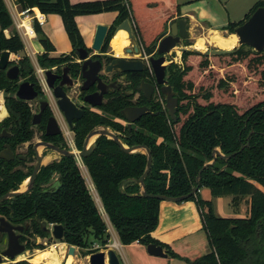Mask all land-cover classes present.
Masks as SVG:
<instances>
[{
  "label": "trees",
  "instance_id": "1",
  "mask_svg": "<svg viewBox=\"0 0 264 264\" xmlns=\"http://www.w3.org/2000/svg\"><path fill=\"white\" fill-rule=\"evenodd\" d=\"M16 4L22 11L37 8L42 14L58 15L63 21L73 51L58 58L49 57L55 47L39 23H34L35 33L45 50L39 56L38 64L45 70L70 60L71 56H76L78 49L87 48L76 21L79 16L118 13L103 52L108 51L115 28L130 19L140 47L151 55L158 37L167 31L170 22L179 15L178 0H105L77 4H72L70 0H16ZM259 8H264V0L256 3L245 20L231 23L220 31L234 34L236 28ZM11 27H14V20L5 1L0 0V55L5 51L21 55L25 51V44L16 28L9 37L6 36L5 32ZM148 29L153 31L150 37L147 35ZM252 53L239 51L221 56L183 53L185 68L182 71L177 68L178 71H172L170 76V83L179 93L181 101H188L187 106L179 108L176 121L166 115L148 116L136 123L130 132L127 127L114 125L107 117H103L93 124L89 122L83 125L79 131L80 147L84 136L95 125L102 124L103 127H113L127 146L142 145L149 148L153 165L145 180L146 191L148 194L172 198L191 192L204 164L213 160L216 148L224 155H232L239 152L243 145L249 144L228 161L218 158L214 165L203 172L201 179L202 187L209 189L213 198L232 196L235 209L249 197L248 214L245 218H221L215 214L212 201L203 200L199 193L192 196L188 201H195L199 208L212 251L194 261L186 260L189 264H264V90L262 98L254 105L240 110L239 105H242L245 96H258L256 84V89L245 91L233 100L220 101L218 94L221 90L227 95L228 88L235 84L230 78L221 79L215 90L201 88L197 95L196 86L188 77L193 71L195 60H192L193 64L187 65L188 59L194 56L203 59L198 67L207 69L210 67V57H231L237 65L254 55L245 70L256 72L262 67L258 86L264 89V52ZM12 64L20 66L23 79L33 84L36 82L35 68L27 55ZM18 88V82L9 81L5 72L0 71V91L11 93L6 96L9 117L4 124L11 119H21L24 128H28L33 113L27 102L15 97ZM198 99L204 103H199ZM106 111L120 115L119 109L112 111L107 107ZM12 133L17 141L30 138L28 132L14 129ZM147 160L142 152L127 154L113 140L100 137L97 149L84 159V166L122 245L139 243L146 247L151 244L162 246L167 249L169 257L179 258L153 237L159 226L161 201L141 196L140 186L135 183L144 174ZM55 169L62 176L61 188L55 193L23 202L19 212L24 214L31 206L28 204L30 202L34 204L32 210H36L38 218L64 227L61 243L86 250V255L106 249L110 239L108 227L82 170L72 158L64 159ZM38 233L42 237L47 235L39 227ZM91 237L101 243V249H92ZM17 264L29 263L21 261Z\"/></svg>",
  "mask_w": 264,
  "mask_h": 264
},
{
  "label": "flooded vegetation",
  "instance_id": "2",
  "mask_svg": "<svg viewBox=\"0 0 264 264\" xmlns=\"http://www.w3.org/2000/svg\"><path fill=\"white\" fill-rule=\"evenodd\" d=\"M110 42L111 46H113V39ZM110 42L108 45L109 47ZM141 49L140 54L142 55L130 56L125 54V57H122L121 55L113 53V49V52L109 53V48L106 52L93 55V60L101 61L104 65V69L105 66L116 58L139 59L145 63V66L144 70L139 73H106L104 69H102L98 73L95 83L88 91L82 90L87 81L83 77V63L77 55L71 56L70 60L61 65H56L51 67V69H47L52 71L55 76L60 77V79L55 81V87L59 86L65 75V70L68 69V74H66L67 78L65 76L64 80L65 84L63 86V91L72 103L84 111L82 119L74 120L73 127L69 125L64 113L60 110L53 90L47 86L46 81H44V83L42 82V79L37 73H35L36 82L34 83L35 90L38 93V98L34 101L36 102L35 106H37V112H33V102L28 104L34 117V115L41 111V102L48 103L40 121L37 124H33L32 118L29 127L24 128L21 119H11L8 123L4 124V121L9 117V115H7L0 120V200H2L0 201V255L8 249V237L10 232L12 236L18 238V242L25 247V254L28 251L34 250L37 246H40L37 243L41 239L48 240V243L53 241L52 231L54 225L47 221H43L35 215L36 210H32L34 204L28 202L31 206L28 207L27 211H24V214L19 212L20 205L25 201L37 198L36 196L40 197L43 194L55 193L61 188L62 176L56 171L55 166L60 165L66 158H72L65 156L63 152L78 155L83 151L89 133L94 129L102 127V124L95 125L84 136L80 147L79 142L81 138L79 137V131L83 125L85 126L89 122L93 124L95 120L107 117L114 125L121 124L128 128L127 121L121 115V112L126 108H147L149 111L139 121L148 116L166 115L169 117L166 108L167 100L162 93L163 86L158 84L156 75L147 59L150 57L157 59L159 56L155 49L151 55H148L142 47ZM38 59L39 57L36 58L37 61ZM173 64L172 62L169 63L165 75V81L172 88L169 66ZM47 70L44 69V73ZM21 78L22 76H20L19 80ZM19 80L16 81L19 85L27 81L22 78V82L19 83ZM44 80H46L45 74ZM70 82H72V86L69 87L68 85ZM100 85H106L107 92L103 96L101 105L93 108L91 105L85 103V98L96 95L93 102L98 103V96L101 94V91L98 89ZM173 91L177 94L175 97L178 99L177 117L181 99L179 93L175 91L174 88ZM107 107L111 108L112 111L119 109L120 115H116L115 112H107ZM52 119L55 121L54 126H50V121ZM134 125H136V123ZM106 128L114 133H118L113 130V127ZM14 129L30 133V138L25 141L14 140L15 136L12 133ZM128 131H130L129 128ZM98 139L94 138L90 143L96 146L95 150L97 149ZM9 150L12 153V157L8 155ZM8 158L12 159L8 160ZM72 159L75 160L80 168L79 160L84 164L85 158L76 157ZM37 166L40 167L39 172L33 187L29 189L30 180ZM42 178L44 179L43 182L41 181ZM17 193H21V195L12 196L3 200L5 196ZM43 223L47 225L46 230L42 227ZM37 226L47 235L42 237L38 233ZM16 260L10 261L3 257L2 264H17L22 261Z\"/></svg>",
  "mask_w": 264,
  "mask_h": 264
},
{
  "label": "water",
  "instance_id": "3",
  "mask_svg": "<svg viewBox=\"0 0 264 264\" xmlns=\"http://www.w3.org/2000/svg\"><path fill=\"white\" fill-rule=\"evenodd\" d=\"M121 30H124L128 33L129 40L131 41V48H126L124 50L125 54L130 56L142 55L140 54V49L136 41L133 24L131 23L130 19H126L115 28L112 39ZM0 32H1V28H0ZM110 32H111L110 27L99 25L95 33L92 47L86 49L82 48L76 51V55L83 63V67H82L83 77L87 81L82 89L83 91H88L90 89V87L95 83L98 73L102 69H104L103 63L99 60H93L92 57L93 55H99L103 52V48L108 40ZM234 34L237 35L239 39L238 47L245 46L254 50L257 53L264 52V8L257 9L252 14V16L246 22H244V24L236 28ZM189 38H190V34H189L188 23L184 19L179 20L178 22H174L170 26L169 30L163 32L158 37L157 42L155 43L154 48L159 58L157 59L153 57L147 58L149 64L151 65L156 75L158 84L163 86L162 93L167 100L166 108L168 110L169 117L173 121L177 120L176 113L178 107V99L175 97L177 94L173 91V88L169 86L165 81L166 69L167 66L169 65L167 63V59L176 50H180L182 53L190 52L191 50L181 47V44L187 43V40ZM238 47H235L232 50L218 49V50L206 51V52L193 50V52L205 56H221L238 51L237 50ZM11 56L12 54L8 51H5L0 55V71L5 72L6 77L9 81L15 82L19 80L21 76V68L18 64H12ZM144 66L145 63L139 59L116 58L110 64L105 66L104 71L106 73H115V72L139 73L144 70ZM44 74L46 77L45 81L47 83V86L53 90L54 96L57 100V104L60 110L64 113L65 118L67 119L69 125L73 127L74 120L82 119L84 115V111L78 108L74 103H72L71 100L67 97L66 93L63 91V86L65 84L64 80L66 74H68V69L65 70V75L63 77V80L61 81L58 87H55V81L57 79H60V77L55 76L50 70L45 71ZM68 86L69 87L72 86V82H70ZM98 89L101 91V94L98 96L99 98L98 103L93 102L94 98H96V95L88 96L87 98H85V103L91 105L93 108L101 105L103 96L107 92L106 85L104 86L100 85ZM16 98L27 103L34 102L38 98V93L35 90V85L27 81L21 83L16 92ZM47 105H48L47 102H41V107H40L41 111L40 113L34 115L33 124H37L40 121ZM148 111L149 110L147 108H126L121 112L122 117L128 123V128L130 132L132 130L133 125L137 123L143 116H145ZM54 124L55 121L52 119L50 121V126H54ZM93 137H96V139H98L99 137H107L108 139L113 140L127 154H134L137 152H142L143 154H145L148 158L146 170L144 174L138 180L135 181V183H137L140 186V195L145 198L157 199L160 201H168L173 203H180L187 201L192 196L199 193L200 189L202 188L201 179L203 172L209 166L214 165L218 158L228 161L249 146V144L243 145L239 150V152L234 153L232 155H224L219 148H216L213 152V160L211 162H206L204 164L203 168L200 170L199 174L196 177V185L191 190V192L181 197L172 198L164 195L148 194V192L146 191L145 180L150 175L153 165V156L150 149L142 145L129 147L123 142L120 134L114 133L106 127L102 126L99 129H94L93 131H91L86 138L83 151L78 155L68 152H63V154L67 157H72V158H76V157L82 159L87 158L93 153V151L96 148L94 144H90L91 139ZM250 137L251 136H249V138ZM8 155L12 157V153L10 150L8 151ZM11 159L12 158H8V160ZM39 169L40 167L37 166L30 180L29 189L33 187ZM17 195H21V193L9 194L5 196L3 200ZM46 226H47L46 223L42 224L44 230H46ZM52 237L55 241L62 242L64 239V227L62 225H54L52 231ZM76 250L77 248L75 246H70L68 250V256H75ZM25 252H26L25 247L22 246L18 242V238L12 236V233L10 232L8 237V249L0 255V264L3 263V257L10 261H15L21 255L25 254ZM147 252L151 256L162 257V258L169 257V255L164 251V248L162 246L151 244L147 246ZM89 264H122V262L117 252L113 249H110L108 251H99L97 253L90 255Z\"/></svg>",
  "mask_w": 264,
  "mask_h": 264
},
{
  "label": "crops",
  "instance_id": "4",
  "mask_svg": "<svg viewBox=\"0 0 264 264\" xmlns=\"http://www.w3.org/2000/svg\"><path fill=\"white\" fill-rule=\"evenodd\" d=\"M15 1L16 0H13L12 3L11 0H5L9 10L11 6L15 7L16 21H24V19L27 17L21 15L23 11L18 10L19 8L17 7L18 5ZM89 1L105 0H70L72 4ZM202 1L206 3V0H178L179 15L174 21L170 22L169 27L174 22L184 19L188 23L189 30L191 29L196 31L197 29H201L203 34L209 35L212 31H220L221 28L226 27L231 23H235L217 22L215 17H213L209 12L203 11L201 7L198 8L197 11L192 9V7L203 3ZM184 5L188 6L186 7L187 9L185 11V7H183ZM36 10L38 9L35 8L34 11L36 12ZM117 16L118 13L109 12L77 17L76 21L87 48H91L93 45L97 27L102 25L111 28ZM44 19L45 22L42 26V29L55 47V51L51 52L49 57L58 58L62 55L71 54L73 51L72 44L65 31L61 17L58 15H44ZM5 33L6 36L9 37V30H7ZM25 51H27L28 54H30L31 51L35 57L40 56L45 52L37 36L36 38L29 41V51ZM32 54L30 55L32 56ZM13 57L15 59L17 57L20 58V55H12L11 58ZM2 107L4 106H0V111H2ZM6 116L7 112L3 117L0 115V120ZM203 189L208 190L210 194L209 199L203 200L212 201L216 215H218V210L220 208H227L238 215L234 218H245L247 216L248 202L250 200L249 197H246L241 203L240 207L235 209L232 204V196L213 198L211 196L210 190L202 187L199 191L201 198V192ZM153 237L160 243L165 244L172 252L177 254L179 258H162L151 256L148 254L146 246L139 243H133L126 246L122 245L117 235L116 239L120 244V248L116 252L120 257L122 264H189L186 260L194 261L204 255L211 253L212 251L207 234L203 228L199 208L195 201L187 200L180 203L161 201L159 210V226L153 233ZM103 250L104 249H101V251ZM164 251L167 252V249H164ZM60 260L62 262V259Z\"/></svg>",
  "mask_w": 264,
  "mask_h": 264
},
{
  "label": "rangeland",
  "instance_id": "5",
  "mask_svg": "<svg viewBox=\"0 0 264 264\" xmlns=\"http://www.w3.org/2000/svg\"><path fill=\"white\" fill-rule=\"evenodd\" d=\"M8 1V0H7ZM13 0H11L12 2ZM185 1V0H182ZM190 1V0H189ZM259 0H206V3H200V5H196L195 7H192V9H195V11L198 10V8H202L203 11L205 12H209L213 17H215L217 22L220 23H228V22H235L238 23L241 20H245L246 15H248L252 9L254 8V6L256 5V3ZM16 2V1H15ZM13 3V2H12ZM11 3V4H12ZM19 9V11H22L20 9L19 6H17ZM184 11L187 9L186 7H188L187 5H184ZM34 12L28 14L27 16H31V14L33 15ZM16 28L15 24L14 27L9 28V32L11 33L12 30H14ZM17 29V28H16ZM170 27H168L167 30H169ZM18 30V29H17ZM219 34H221L224 37H229L230 35L233 34H229L227 32H223V31H219L216 30ZM213 32V31H212ZM9 33V36H10ZM148 36L150 37L153 33L152 29H148L147 32ZM6 34V33H5ZM189 34H190V38L187 40V43H182L181 47L182 48H187L189 50H191L190 52H193V50H197V48L194 46L197 39L198 38H205L207 40V44H206V49L204 51L201 52H206V51H213V50H218L220 48L216 47L214 44L210 43V37L208 34H203L201 29H197L196 31L193 30H189ZM38 37V36H37ZM127 37L129 40V36L127 33ZM112 41V40H111ZM137 44L139 46V49H141L140 44L138 42V40L136 39ZM130 44L128 46V48H131V41L129 40ZM27 43V49L29 51V44ZM238 47V45L236 46ZM112 46H111V42H110V47H109V53L113 52L112 51ZM142 50V49H141ZM224 50V49H223ZM232 50V49H230ZM239 51H243V52H255L254 50L242 46V47H238L237 49ZM234 52V53H236ZM115 53V52H113ZM252 53V54H253ZM30 54H32V52L30 51ZM30 54L27 53V51H24L23 54L20 55V58H22L24 55H29ZM231 54V53H230ZM32 56H34L32 54ZM122 57H125V53L123 52V54L121 55ZM39 57V56H37ZM36 57V58H37ZM254 57V55H251V57L243 62L242 64H237L235 65V63L232 61L231 57H220V58H211L209 59V66L207 69H204L202 67H198V65H200L202 62L201 60H203L202 58L199 57H190L187 61V65L189 64H193L192 60H195L194 63V67L193 71L188 75L189 78H191L190 80H192V82L195 84L196 89H195V93L198 95L199 94V90L201 88H203L206 91H212L215 90V88L217 87L219 81L221 79H226V78H230L233 79L235 84L231 85L228 88V92L226 93L227 95H224L223 91H219L218 94L220 95L219 100L220 101H227V100H233L235 96L237 95H242L243 92H251L254 89V86L256 84L257 86V94L256 95H252V97H247L245 96V98L242 101V105H239V109L241 110L242 108H246L247 106H252L254 105V103L258 100H260V98H262V94H263V90L262 88H260L258 86V79L260 76V71L262 69V67H259L258 70L256 72H251L248 71L246 72L245 67L248 64V61H250V59H252ZM12 62H14V60H16L14 57L11 58ZM36 60H34L35 63ZM32 62V61H31ZM38 62V61H37ZM168 64L171 62H174L173 65L169 66V76L170 73L176 72L178 71L177 68H179V70H183L186 66L185 62L183 61V53L180 50H176L172 53V55L170 57H168L167 59ZM201 62V63H200ZM34 63L32 62L33 66ZM37 67V65H36ZM35 68V66H34ZM36 71V68H35ZM37 73V71L35 72ZM243 73L245 74V76H243ZM187 80V77H186ZM22 82V78L19 80V83ZM11 93H7L6 90L0 91V106H4L2 107V111H0V115L3 117L6 112L7 115H9L8 109H7V105H6V96H10ZM15 96V95H14ZM16 97V96H15ZM199 103H204V101L202 99H198ZM36 102H33L34 106H32L33 112H37V106H35ZM188 101L187 100H180V104L179 107L181 106H187ZM184 119V118H183ZM79 165L80 168L85 176V178L87 179V182L90 186H92L90 184L89 181V177H88V173H86L85 170V166L82 163L81 160H79ZM94 195V192H93ZM201 196L202 199H209L210 198V194L209 191L206 189H203L201 192ZM95 197V196H94ZM218 217L221 218H234L237 217L238 215L235 214L233 211H231L230 209L227 208H220L218 210ZM104 217V216H103ZM105 219V218H104ZM115 231V230H114ZM115 235V236H114ZM117 236V233L115 231L114 234H112L110 236V241L114 242V238ZM90 242H92V249H101V243L98 241H95L92 237L90 238ZM38 245L42 246V249H38L35 248L32 251H28L24 256H21L19 258H17L16 261H27L29 264H47L46 260H41V261H33V260H37V258L39 257V253H45L48 255L49 252L51 251H55L56 253V262H61L60 259H62V264H66L68 261V255H67V249L68 245L61 243L59 241H55L53 239V241L48 243V240H40L38 243ZM87 251L86 250H80L79 248H77L76 250V255L73 256L75 258V260H73V264H89V256L90 255H86ZM60 256H59V255ZM55 263V261H54ZM53 262L50 264H54Z\"/></svg>",
  "mask_w": 264,
  "mask_h": 264
},
{
  "label": "bare ground",
  "instance_id": "6",
  "mask_svg": "<svg viewBox=\"0 0 264 264\" xmlns=\"http://www.w3.org/2000/svg\"><path fill=\"white\" fill-rule=\"evenodd\" d=\"M38 16H40V12L38 10H36ZM23 27H26V31L27 34L31 36V38H34V33L30 24V18H25L23 21ZM210 43L214 44L216 47L220 48V49H233L235 48L238 44H239V39L237 37V35L233 34L230 35L229 37H224L221 34H219L217 31H213L210 33ZM130 44L128 37H127V32L124 30L119 31L115 36H114V40H113V50L114 52H116L117 55H122L124 52V49L126 47H128ZM206 44H207V40L205 38H198L196 43H195V47L197 48V50L199 51H204L206 49ZM96 138L93 137L91 139L92 140ZM120 246L119 243L116 241L115 243H113V247H118ZM41 260H46L47 264L50 263H55L54 264H61V262H56V253L55 251H51L47 254L45 253H39V257L37 258V260H33V261H41ZM73 260H75V258L73 256H69L68 257V261L66 264H73Z\"/></svg>",
  "mask_w": 264,
  "mask_h": 264
},
{
  "label": "built area",
  "instance_id": "7",
  "mask_svg": "<svg viewBox=\"0 0 264 264\" xmlns=\"http://www.w3.org/2000/svg\"><path fill=\"white\" fill-rule=\"evenodd\" d=\"M5 1V0H4ZM6 3V2H5ZM7 5V4H6ZM8 7V6H7ZM8 9H9V7H8ZM9 12H10V14H11V16H12V18H13V20H14V24L16 23V28L18 29V32L20 33V35H21V37H22V39H23V42H24V44H25V50L27 49V43L26 42H28V44H29V41L30 40H32V39H34V38H36V33H35V30H34V23L35 22H38L39 23V25L42 27L43 26V24H44V22H45V19H44V14H42L40 11V16H38V14L34 11V9L32 10V11H30V10H26V11H23L22 13H21V15L22 16H26V17H28V18H30V24H31V27H32V30H33V33H34V38H31V36L30 35H28L27 34V31H26V27H23V21H20V22H18V21H16V19H15V15H16V10H15V7L14 6H11L10 7V10H9ZM32 12H34L33 13V15L31 14V16H27L28 14H30V13H32ZM30 59H31V61L34 63V60H36V57L35 56H28ZM20 58L19 57H17L16 58V60H14V61H18ZM36 65H37V67H36ZM34 66H35V68H36V71H37V74L39 75V77L42 79V82L44 83V69H42L40 66H39V64H38V62H37V60L35 61V63H34ZM86 170V169H85ZM87 173V172H86ZM88 175V174H87ZM89 177V176H88ZM89 181H90V184L92 185V186H90L89 184V187H90V190L92 191V193L94 192V196H95V201L97 202V205H98V207H99V210H100V212H101V214H102V216H104L103 218H105L104 220H105V222H106V224H107V227H108V234H109V236H111L112 234H114L115 233V231H114V228H113V226L111 225V223H110V220H109V218H108V216H107V214H106V212H105V210H104V208L102 207V204H101V201H100V199H99V197H98V195H97V193H96V190H95V188H94V185L92 184V182H91V180H90V178H89ZM115 236V235H114ZM117 236L114 238V242H111L110 241V239H109V243L107 244V246H106V249H104L103 251H108V250H110V249H113V250H115V251H117L119 248H120V246H118V247H113V243H115L116 241H117ZM118 242V241H117ZM119 243V242H118ZM120 245V244H119ZM68 250H69V247H68V249H67V255H68ZM69 257V256H68Z\"/></svg>",
  "mask_w": 264,
  "mask_h": 264
}]
</instances>
